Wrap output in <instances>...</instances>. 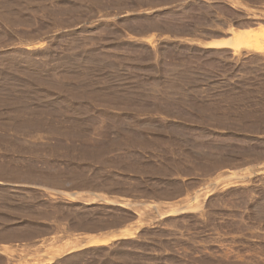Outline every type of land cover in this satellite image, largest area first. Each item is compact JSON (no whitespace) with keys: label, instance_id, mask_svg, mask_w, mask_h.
Instances as JSON below:
<instances>
[{"label":"rangeland","instance_id":"rangeland-1","mask_svg":"<svg viewBox=\"0 0 264 264\" xmlns=\"http://www.w3.org/2000/svg\"><path fill=\"white\" fill-rule=\"evenodd\" d=\"M0 264H264V0H0Z\"/></svg>","mask_w":264,"mask_h":264},{"label":"crops","instance_id":"crops-1","mask_svg":"<svg viewBox=\"0 0 264 264\" xmlns=\"http://www.w3.org/2000/svg\"><path fill=\"white\" fill-rule=\"evenodd\" d=\"M243 31H245V30H240V32H243ZM227 39L230 40L231 37H228V38H208V39L202 41V43H204V44L205 43H212V42L216 43V42H220V41L227 40ZM205 48L213 49V48H209L208 46H205ZM224 48H229V47H224ZM218 49H221V48H218ZM76 194H78L77 197H79L78 198L79 200L77 201L78 206L81 207L82 209H85V210H83L84 211L83 212L84 217H86V210H87L86 209V205L88 204L85 201L87 196H91L92 198H94L95 201H97L98 204H101L103 201H105L104 199L100 198L101 192H97V191L79 190L76 193H71L70 196L71 197H76ZM118 200H122V201L126 202V200H130V199H127V198H124V197H118V196L113 195V194L109 195L108 204H109L110 208H112V206H117L118 205V202H117ZM95 201L91 202L89 204L91 206V209L95 208L94 207ZM135 214H137V213H135ZM136 221L137 220L132 221L131 223H128L127 225H123L122 227H119V226L111 227L109 229V231H106V232L105 231L104 232L103 231H94V232L91 233V236H93L94 239H103V238H107V237H109V238L114 237L115 239H120V237H122V235H124L125 233L132 232V230L136 226V223H137ZM42 222L43 221L38 222V225L43 226L44 224ZM44 226H46V225H44ZM49 235H46V236H49Z\"/></svg>","mask_w":264,"mask_h":264},{"label":"bare ground","instance_id":"bare-ground-1","mask_svg":"<svg viewBox=\"0 0 264 264\" xmlns=\"http://www.w3.org/2000/svg\"><path fill=\"white\" fill-rule=\"evenodd\" d=\"M244 34L246 35V31L245 32H239L238 31L236 33V36H237L236 39L235 38H233V40L227 39V40H223V41L216 42V43H213V42L212 43H205V44H203V46H208L209 48H217V49L218 48H224V47H232V48H238L239 49L241 45H245V43H246V45L244 46L246 48H249V49H252V50L258 51V52L263 50L262 47H259L256 44L253 46H247L248 42L244 41V37H243ZM246 36H248V35H246ZM127 237H129V235H122V237H120V238H127ZM109 239H111V238H109ZM109 239L108 240L106 239L104 241L100 240V239H97V240L93 239L92 241L91 240L88 241L87 245L92 246V245L104 244L105 242H108ZM111 240H115L114 237ZM87 245H85V246H87Z\"/></svg>","mask_w":264,"mask_h":264}]
</instances>
